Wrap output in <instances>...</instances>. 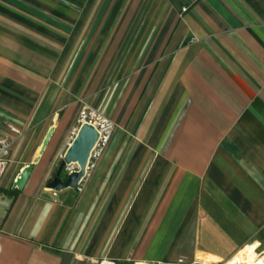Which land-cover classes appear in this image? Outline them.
<instances>
[{"label": "crops", "instance_id": "0c3cea01", "mask_svg": "<svg viewBox=\"0 0 264 264\" xmlns=\"http://www.w3.org/2000/svg\"><path fill=\"white\" fill-rule=\"evenodd\" d=\"M82 99L115 130L55 192ZM0 138V264L264 261V0H0Z\"/></svg>", "mask_w": 264, "mask_h": 264}, {"label": "built area", "instance_id": "2783aa9c", "mask_svg": "<svg viewBox=\"0 0 264 264\" xmlns=\"http://www.w3.org/2000/svg\"><path fill=\"white\" fill-rule=\"evenodd\" d=\"M79 103L80 110L78 113L76 125L72 129L69 137V146L77 137L80 128L85 124L93 126L98 132V140L91 151L85 174L76 188L78 192H82L86 182L91 175V172L96 168L97 162L102 158L106 148L108 147L112 139V135L115 130V124L101 112L91 107L85 99L80 100ZM13 143L14 141L9 138H0V177L4 174L10 164V154ZM79 171L80 166L78 163H70L65 165L63 173L67 177ZM179 263L183 264L184 261L180 260ZM100 264L114 263L103 261ZM251 264H264V261L256 256V259H254V262H252Z\"/></svg>", "mask_w": 264, "mask_h": 264}, {"label": "water", "instance_id": "95a60500", "mask_svg": "<svg viewBox=\"0 0 264 264\" xmlns=\"http://www.w3.org/2000/svg\"><path fill=\"white\" fill-rule=\"evenodd\" d=\"M53 132L54 129H51L49 131L42 145L40 154H43V152L45 151L52 137ZM97 140H98L97 130L93 126H90L88 124L83 125L80 128L77 137L71 143L68 150L66 151L64 155V159L61 165L59 166L55 178L48 183L47 187L55 192H61L66 189L77 188L79 182L81 181V179L85 174L88 159ZM37 162L38 160L35 161V163ZM70 163H78L80 166V171L66 177L63 173V170L65 165ZM33 169H34V165H29L21 173V175L15 182L14 188H18L20 190L24 189Z\"/></svg>", "mask_w": 264, "mask_h": 264}, {"label": "bare ground", "instance_id": "6f19581e", "mask_svg": "<svg viewBox=\"0 0 264 264\" xmlns=\"http://www.w3.org/2000/svg\"><path fill=\"white\" fill-rule=\"evenodd\" d=\"M243 254H247V257L249 258V261L250 262H254V260H253V257L255 255L254 248H250V250H248V252L244 251V252L240 253L239 256H237L236 258L233 259V261H231L230 264H243L244 262H246L245 261L246 259L243 260V258H242Z\"/></svg>", "mask_w": 264, "mask_h": 264}, {"label": "rangeland", "instance_id": "374dc122", "mask_svg": "<svg viewBox=\"0 0 264 264\" xmlns=\"http://www.w3.org/2000/svg\"><path fill=\"white\" fill-rule=\"evenodd\" d=\"M68 146H69V141H68ZM68 148H69V147H68ZM246 249H247V248H246ZM248 250H250V249H247V250H244V251H245V252H248ZM254 252H255V250H254ZM257 254H258V253H255V255H254V257H253V260L256 259ZM238 256H239V255H238ZM242 258H243V260L246 259V260H245L246 262H244L243 264H251V263H252V262L249 261V258L247 257V254H243V255H242ZM232 261H233V260H232ZM249 262H250V263H249Z\"/></svg>", "mask_w": 264, "mask_h": 264}]
</instances>
